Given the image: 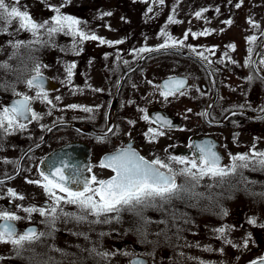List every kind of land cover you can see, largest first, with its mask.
<instances>
[{
    "label": "flooded vegetation",
    "instance_id": "obj_1",
    "mask_svg": "<svg viewBox=\"0 0 264 264\" xmlns=\"http://www.w3.org/2000/svg\"><path fill=\"white\" fill-rule=\"evenodd\" d=\"M241 1L231 0L226 6L221 0L219 9H214L211 0H65L59 13L48 7L30 14L44 27L37 34L38 43H32L37 37L31 33L27 60L6 59L8 50H0V65H7L0 67V82L11 84L14 91L0 93V112L23 96L33 98L38 92L47 96L46 101L43 96L30 100L31 111L39 119L33 120L31 113H26L27 118L17 119L25 125L23 129L14 126L8 133L0 129V212L20 217L11 222L18 234L29 229L50 231L39 211L29 214L25 209L51 205L39 166L58 147L75 145L78 149L76 157L85 170L74 175L80 181L78 189L93 176L107 180L114 175L99 165L127 147L148 161L159 158L168 163L173 156L195 158L197 153L190 144L207 142L215 146L222 166L230 165L231 157L237 154L264 152V119L259 117L264 114V65L260 64L264 59V12L255 15L258 0ZM69 2L75 6L69 7ZM202 3L205 11L197 17L198 12L192 9ZM237 3L236 13L238 6L231 9ZM235 14L244 18V28L237 26L235 19L227 23ZM58 15L78 20L80 31L98 39H73L67 29L49 36L47 29L55 26L53 18ZM170 24L171 34L179 33L180 37L169 47L181 48L192 56L162 52L161 43L154 44L162 40ZM238 31L241 42H231L230 35ZM250 37L255 41L249 43ZM142 48L152 51L140 52ZM72 64L75 68L69 79L66 68ZM36 65L43 82L29 88L26 82L35 75ZM174 77L185 80L180 90L184 95L177 92L165 99L160 94L163 82ZM56 123L60 125L48 131ZM175 179L186 189L181 193L183 198L173 199L163 209H143V219L129 211L106 223L92 222L96 219L93 216L79 222L61 216L52 235L25 244L19 256L11 244L0 243V264H131L136 259L145 264H191V258L163 251V240L173 243L163 229L173 227V213L176 217L178 208L211 211L224 223L226 212L258 210L255 199H264V170H252L251 166L223 180L205 177L196 183L183 175ZM244 196L254 203L244 201ZM62 207L77 212L73 205ZM244 228L249 234L245 238L257 237L256 224ZM86 229H96L94 237L82 235ZM216 232L219 238L223 236ZM97 253L109 255L103 259Z\"/></svg>",
    "mask_w": 264,
    "mask_h": 264
},
{
    "label": "snow or ice",
    "instance_id": "obj_2",
    "mask_svg": "<svg viewBox=\"0 0 264 264\" xmlns=\"http://www.w3.org/2000/svg\"><path fill=\"white\" fill-rule=\"evenodd\" d=\"M18 0H13V6H9L6 0H0V22L8 25L14 20L18 22L19 29L30 31L34 37H37L32 43H38L39 37L37 33L39 29L44 25L37 24L26 13L21 12L15 6ZM163 3V0H161ZM59 13V9H56ZM201 13H196L199 17ZM170 22H175L172 18H169ZM79 21L70 16H56L53 18V24L55 26H49L47 31L49 36L54 33L64 31L73 36L75 39L77 36L81 41L83 40H96L98 37L95 35H87L77 28ZM227 23H231L228 21ZM187 36V33L185 34ZM255 37L249 38V43L255 41ZM171 40V37H168ZM101 43H105L104 40H100ZM119 43V42H117ZM177 42L172 41V46H175ZM179 43H183L180 41ZM21 44L17 42L13 47L19 48ZM169 47V43L166 41L160 45V48L166 49ZM140 52L152 51V49H140ZM195 51V50H193ZM251 51V50H250ZM202 59H207L200 53ZM211 63V61H209ZM248 62L246 61V64ZM260 64L264 65V59L260 60ZM0 67H7V65H0ZM75 68V64L69 65L66 68L69 79L72 76V70ZM35 75L31 79L27 80L29 88L39 87L43 82V77L40 73V66L36 65L34 68ZM253 77H249L252 80ZM264 79V78H262ZM184 88L183 80L170 81L162 86L161 95L167 99L169 95H175L179 92L180 95H184L180 90ZM46 101L47 96L42 92H38L36 97L30 98L23 96L22 99L16 101L11 108H4L0 112V129H3L5 133L14 126L23 129L24 124L18 123V118H27L26 113H31L33 120L39 119L38 115L31 111L30 100L40 98ZM59 99V97H57ZM50 103V101H48ZM75 107V106H72ZM86 112H91V109H83ZM190 111V110H189ZM203 115H207L204 113ZM147 119V116L143 117ZM264 119V117H261ZM7 125V127H5ZM154 135L160 133L154 132L153 129H149ZM101 140L104 137L100 138ZM197 153L195 158L185 157H170L169 162L165 163L159 158L152 161L146 160L144 157L139 156L130 147L118 150L115 154L110 155L103 159L99 165L101 168H108L114 175L107 180H97L95 176L90 181H84L82 189L72 190L66 186L67 181L60 168H56L55 171L49 175L41 173L43 179L46 181L42 185L46 194L51 199V205L47 208L41 209H25L29 214L33 211H39L40 216L45 218V223L49 226L50 231L48 233H38L35 229H29L23 233L18 234L17 230L11 222L17 221L20 217L11 212H0V243L11 244L17 255H20L21 250L25 244H32L40 240L42 236L52 235L55 231V222L61 217L66 219H75L78 222L87 219L88 216L95 217V223L109 222L110 218L119 219V214L123 211L133 212L135 215L142 217V210L150 207H157L163 209L165 204H169L173 199H182V192L186 189L183 186L177 185L175 177L177 175H183L196 183L200 180L208 177L209 179L219 178L223 180L224 177L235 174L238 169H244L252 167V170H264V152H258L250 150L248 154H237L231 157L232 163L228 166L221 165V157L215 152L214 145L210 143H196L190 144ZM255 145H253V149ZM172 164L180 165L182 167L173 169ZM164 169L166 171H161ZM74 183L79 184L80 181L75 180ZM95 184V187L91 185ZM195 186V185H193ZM65 193L64 196L57 195V191ZM15 195V193H10ZM264 195V194H262ZM23 199V197H20ZM73 205L76 207L77 212H67L62 205ZM104 217V219H100ZM175 213H173V220H175ZM164 223V221H161ZM250 223H255L254 219L249 220ZM179 231V229H178ZM217 231H223L218 229ZM59 251V249H54ZM92 251H95L94 249ZM101 258L107 259L108 253H97ZM46 264V262H45ZM131 264H145L143 260H133ZM255 264V262H254ZM264 264V260L261 261Z\"/></svg>",
    "mask_w": 264,
    "mask_h": 264
},
{
    "label": "rangeland",
    "instance_id": "obj_3",
    "mask_svg": "<svg viewBox=\"0 0 264 264\" xmlns=\"http://www.w3.org/2000/svg\"><path fill=\"white\" fill-rule=\"evenodd\" d=\"M203 1V0H201ZM226 6L231 0H224ZM241 0H239L240 2ZM200 2V1H199ZM198 2V3H199ZM221 0H211V7L217 9ZM255 15H261L264 12V0H258ZM9 6H13V0H6ZM65 0H18L15 6L21 12H26L29 16L33 12L41 11L42 9L52 7L58 9L64 5ZM241 3V4H240ZM234 4L232 11L239 10V4L244 6V2ZM192 9L196 12H203V6ZM69 7L75 6L72 2L68 3ZM219 9V8H218ZM216 11V10H215ZM254 15V16H255ZM230 22L235 19L237 26L244 28V18L238 14L230 15ZM234 18H233V17ZM238 17V18H237ZM216 17H214L215 19ZM218 21V20H214ZM252 21L256 19L252 18ZM251 23V20H249ZM260 25V24H259ZM235 27V24L233 23ZM171 24L166 30L163 31L162 40L157 39L154 44H164L166 41L171 43L177 41L180 34L172 35L170 32ZM233 27V28H234ZM245 30V29H244ZM41 29L37 34H40ZM30 31L20 30L17 21H13L11 24H4L0 22V50H8L7 57L18 59L19 61H25L28 58L29 46H30ZM250 36V35H249ZM171 37V40H168ZM213 37V34H212ZM243 37V36H242ZM195 38V36H193ZM215 38V37H214ZM11 39V40H10ZM155 41L154 38H152ZM231 42H241V34L239 31L236 34H231L229 37ZM17 42L21 44L19 48L13 47ZM11 52L14 53L11 55ZM15 55V57H13ZM4 59V57L2 58ZM0 93L12 94L11 84L0 82ZM247 203H254L246 199ZM258 202V210L244 209L241 211H228L225 213V222L220 223L219 219L214 217V213L207 210H193L187 209L188 207H180L176 212V221L173 227L164 228V236L171 237L172 242L163 240V251H170L177 256H184L182 258H191V264H244L254 258H260L264 256V199L258 197L255 199ZM255 217V223L257 226V237L253 239L248 238L249 234L246 233V228H250L251 224L249 220ZM222 221V219H221ZM223 226H222V225ZM179 229V231H178ZM222 229L223 236L219 238V234L215 231ZM242 229V230H241ZM82 230V235L90 237L96 229H92L91 232ZM102 229L100 228V233ZM133 232V230H131ZM221 234V233H220ZM132 235V234H131ZM245 235L248 236L245 238ZM256 235V233H254ZM163 238V237H162ZM171 239V240H172ZM189 255V256H188Z\"/></svg>",
    "mask_w": 264,
    "mask_h": 264
},
{
    "label": "water",
    "instance_id": "obj_4",
    "mask_svg": "<svg viewBox=\"0 0 264 264\" xmlns=\"http://www.w3.org/2000/svg\"><path fill=\"white\" fill-rule=\"evenodd\" d=\"M162 50L163 51L174 50V51H177V52L182 53L184 55H189L188 53H186V52H184L178 48H166V49H162ZM260 51H261V49L255 54L254 62H256L257 56L260 53ZM175 80H183L185 82L184 79L173 78V79L165 80L163 82V84L165 85V83H169L170 81H175ZM263 115L264 114L260 115L259 117H262ZM58 125L59 124H55V125L51 126L49 128V130L58 126ZM77 152H78V149L75 145H68V146L60 147V148L56 149L49 156H47L43 160V162L41 163V165H40L41 172L46 176V175H49L51 172L55 171L56 168H60L64 177H65V180L67 181L66 186L72 190H78L79 185L77 183L73 182L75 180H78V177L74 176V175L76 173H79V172L85 171V170H84V165H81V163L78 162L79 160L76 157V156H78ZM262 260H264V258L254 260L249 264H254V262H255V264H261Z\"/></svg>",
    "mask_w": 264,
    "mask_h": 264
}]
</instances>
